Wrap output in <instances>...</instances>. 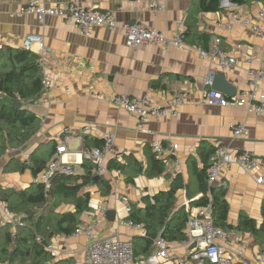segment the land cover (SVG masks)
<instances>
[{"label":"crops","instance_id":"obj_1","mask_svg":"<svg viewBox=\"0 0 264 264\" xmlns=\"http://www.w3.org/2000/svg\"><path fill=\"white\" fill-rule=\"evenodd\" d=\"M198 1L78 0L81 8L114 13L117 23L114 30L100 26L93 28L90 36H84L77 26L63 18H39L28 11L31 4L49 9L66 7L73 0H0V48L22 50L24 38L36 35L42 38L46 49L44 52L36 47L29 50L39 58L43 89L36 99L20 102L19 108L38 119V129L21 147H9L1 155L0 188L24 190L40 183L44 170L36 177L32 174L29 166L32 154L34 158H46L49 163L61 146L67 147L63 154L64 161L74 167L76 174H83L82 164L86 158L82 150L86 148H81V138L87 139L90 144L102 141L103 136L111 132L116 140L112 153L106 157V165L112 159L124 163L125 159L135 160L145 170L150 156L155 154L166 167L161 176L139 174L133 177V183H128L130 172L125 175L106 166L104 179L111 187L110 193L101 195L95 186L85 187L80 192V195L90 192V212L87 213L99 217L100 224L95 233L97 238L133 241L145 236L146 232L143 227L135 229L124 224L128 215L123 201L130 208L134 205L143 207L144 197L168 191L176 175L180 174L185 186L178 195L177 206L189 207L194 211L198 207L192 202L205 194L199 188L194 173L205 166L201 157L203 148L221 141L233 153L246 152L259 162L255 177L237 166L222 170L219 182L226 183L227 224L236 227L239 217L244 215L260 227L263 221L264 184L256 183L255 178L264 177V116L247 114L244 108L207 106L203 103L202 92L209 69H213L217 75L215 87L230 94V97L250 90L249 69L264 72V40L260 36L240 26L231 29L217 27L218 24L230 23L232 14L238 13L264 29V18L260 17L264 14V3L254 1L249 5L237 6L223 0L220 11L198 14ZM152 4L162 9L154 12ZM192 17L196 22L191 21ZM136 23L161 31L168 37L178 34L180 25L185 27V34L189 25L191 35L184 37L186 46L181 49L150 44L133 49L126 46L125 29ZM192 30L210 37V49L213 40L219 38L222 51L236 59V67L221 72L217 66L201 58L199 51L205 50L193 40ZM245 58L251 59L250 64L244 63ZM156 85L159 87L155 88ZM259 91L264 92V82L260 84ZM176 93L184 95L183 104L176 115L151 120L142 128L134 116L108 101L112 95L149 97L155 103L166 106ZM96 95L102 96L101 99ZM234 125L245 127V134L240 140H232L231 127ZM85 127H89V130L84 131ZM66 140L68 144H65ZM154 141L161 142L165 147L174 144V154L153 152L150 144ZM53 149L55 153L49 158ZM175 160L179 162L177 165ZM128 165L132 167L133 162ZM23 166L25 169H22ZM188 183L190 186H187ZM103 207L106 213L101 216L99 211ZM57 210L66 213L74 211V206L61 204ZM84 215L80 217V225L87 223ZM4 221L5 216L0 211V228ZM229 232L243 243L241 250L236 244L229 245L231 250H237L235 264H259L260 259L264 260V248L260 250V244L251 233ZM50 236L48 246L67 249L69 254L58 256L47 264H83L82 252L89 241L85 235ZM185 242L186 238L182 242L167 243L169 255L160 264H197L191 258L195 245ZM136 243L138 259L143 260L144 256L140 255L141 243ZM32 260L29 258L15 264H33Z\"/></svg>","mask_w":264,"mask_h":264},{"label":"trees","instance_id":"obj_2","mask_svg":"<svg viewBox=\"0 0 264 264\" xmlns=\"http://www.w3.org/2000/svg\"><path fill=\"white\" fill-rule=\"evenodd\" d=\"M223 0H199L200 13H215L220 11ZM237 6L249 5L251 2L264 0H228ZM191 21H195L192 17ZM196 22V21H195ZM188 28V30H187ZM187 32V33H186ZM185 36L191 35V27L187 25ZM193 40L205 51L210 49L208 35L195 33L192 30ZM185 41V38H184ZM159 86H155V88ZM43 89V76L40 70L39 58L29 50L0 48V157L10 147L18 148L29 141L37 132L38 119L26 110L13 107V104L36 99ZM102 141H94L90 144L85 139L84 148L92 150L102 147ZM201 157L204 168L196 174L199 188L205 194L199 200L192 202L195 207H205L209 203L212 206L213 224L223 231H247L260 244V250L264 248V203L262 207L263 221L260 227L247 216L241 215L236 227L227 224L228 204L226 202V190L222 186H214L213 190L207 185V171L210 167V158L215 152V147L206 146ZM57 151V149H56ZM55 153L51 151L49 158ZM36 155V154H35ZM37 156V155H36ZM129 162H133L129 167ZM46 158H32L30 169L32 174L38 176L46 167ZM83 174L56 175L48 191L43 184L35 183L28 189L17 190L13 188H0V201L12 215V222H6L0 228V264H15L33 258V264H47L52 261V256L45 247L50 244V235L70 236L80 225V217L90 212V192L80 195L85 187L95 186L101 195H108L111 191L109 183L104 176L93 174V164L84 160ZM109 170L115 169L122 174H131L127 182L133 183V177L144 174L147 177L161 176L166 167L155 154L149 158L147 168L144 170L135 160L119 162L112 159L106 165ZM22 168V167H21ZM22 169H25L23 166ZM190 186L188 183L187 186ZM185 182L182 175L177 174L168 191H162L152 197L142 199L143 207L130 208L127 221L134 225H140L145 229V236L135 238L133 242L134 258L137 255V243H141L140 255L148 257L154 249V241L157 238L167 243L182 242L186 238V223L189 212L184 206H177L179 193L184 189ZM209 196H208V193ZM72 204L74 211L66 213L58 212L61 204ZM192 206V205H191ZM82 219V218H81ZM18 223L24 224L23 227ZM14 230V231H12Z\"/></svg>","mask_w":264,"mask_h":264},{"label":"built area","instance_id":"obj_3","mask_svg":"<svg viewBox=\"0 0 264 264\" xmlns=\"http://www.w3.org/2000/svg\"><path fill=\"white\" fill-rule=\"evenodd\" d=\"M162 8L156 4H152V11L156 12ZM28 11L36 14L39 18L46 16H57L63 18L66 22L74 24L79 28L84 36H90L93 28L104 26L109 29H116L117 23L115 21L114 13L101 12L94 8H81L78 0L66 7L45 8L40 5L31 4ZM260 17L264 18V14ZM231 22L227 24H218V28L231 29L234 26L247 28L260 36L264 40V29H261L257 24L250 19L244 18L238 13H233ZM185 27L180 25V32L168 37L165 33L148 29L140 24H134L125 29L126 46L133 49H138L142 45L150 44L155 46L184 48L186 43L183 38ZM221 40L215 38L213 45L208 51H199L200 57L207 59L210 64L217 66L221 72L233 69L237 65L236 59L228 56L222 51ZM23 47L26 50L37 48L40 52L46 49L43 40L40 36L29 35L24 38ZM251 59L245 58L244 63L250 64ZM216 73L213 69L209 72L204 80L205 89L202 92L203 103L210 107H233L244 108L247 114L256 116H264V92L260 93L259 87L264 82V72L259 69H249L247 71L248 83L250 90L226 97L223 93L212 89L213 79ZM101 99L102 96L96 95ZM109 103L113 106L123 109L127 114L134 116L142 128L144 124L151 120H158L167 117H173L178 112L184 101L182 93H176L172 96L166 106H161L155 103L149 97L146 98H130L125 95H112L108 97ZM84 131H88L89 127H85ZM232 140H240L245 134V127L243 125H234L231 127ZM116 137L109 132L102 138L103 145L101 148L92 150H82L84 148L85 140L81 138V150L86 160L93 164V174L96 176H104L107 173L106 157L112 153L115 145ZM69 141H65L68 144ZM153 152L157 154H174V144H169L165 147L161 142L154 141L150 144ZM215 152L210 158V167L207 171V185L210 188L214 186H226V183L219 182L222 170L237 166L255 177L254 173L258 169L259 162L252 158L246 152L233 153L231 148L226 146L224 142L218 141L214 144ZM67 147L61 146L57 148L56 155L46 165L41 174L40 183L43 184L46 191L50 189L51 181L56 175L71 176L75 174V169L63 159V154ZM176 165L179 163L175 160ZM256 183L264 184V177L259 176L255 178ZM208 193V192H207ZM209 196V193H208ZM125 212L130 213L129 205L123 201ZM0 211L5 216V220L12 222V215L9 209L0 202ZM189 212V218L186 223V244L195 245L194 254L191 256L192 260L197 264H235L237 250H231L229 245L236 244L239 250L243 248V243L236 237V235L229 231H223L213 224L212 206L209 203L205 207H198L194 211L186 208ZM106 208L100 209L99 214L104 216ZM100 216V217H101ZM87 223L76 228L73 235H85L88 238V244L82 252L83 264H160L162 260L168 258L169 248L165 240L157 238L154 241V252L147 258L140 260L134 258L133 242L132 240H121L117 238H97L95 233L99 228V217L87 213L84 215ZM4 221V223H6ZM3 223V224H4ZM130 228L140 229L142 226L134 225L131 221L124 223ZM23 227L24 224L18 223ZM46 251L51 254L53 258L61 255H68L67 249H58L52 246L45 247ZM259 264H264V260L260 259ZM181 264V263H180Z\"/></svg>","mask_w":264,"mask_h":264},{"label":"water","instance_id":"obj_4","mask_svg":"<svg viewBox=\"0 0 264 264\" xmlns=\"http://www.w3.org/2000/svg\"><path fill=\"white\" fill-rule=\"evenodd\" d=\"M219 77H221V76H219ZM216 78H217V75L215 76V78L213 79V83H212V89H214V90H216V91H219V92H221V93H224V92H222L221 90H219L218 88H216L215 87V82H216ZM225 94V93H224ZM225 95H227V96H229L230 94H225ZM230 97V96H229ZM228 97V98H229ZM232 97V96H231ZM14 107H16V108H20L21 107V105H20V103H15L14 105H13ZM213 190V188H210V192ZM109 214V213H108Z\"/></svg>","mask_w":264,"mask_h":264}]
</instances>
